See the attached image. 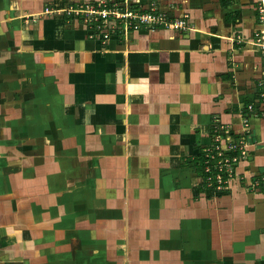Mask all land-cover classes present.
Returning <instances> with one entry per match:
<instances>
[{
  "label": "crops",
  "instance_id": "crops-1",
  "mask_svg": "<svg viewBox=\"0 0 264 264\" xmlns=\"http://www.w3.org/2000/svg\"><path fill=\"white\" fill-rule=\"evenodd\" d=\"M95 1L0 0V264H264V0L118 31L69 11ZM213 127L244 154L223 192Z\"/></svg>",
  "mask_w": 264,
  "mask_h": 264
},
{
  "label": "built area",
  "instance_id": "built-area-1",
  "mask_svg": "<svg viewBox=\"0 0 264 264\" xmlns=\"http://www.w3.org/2000/svg\"><path fill=\"white\" fill-rule=\"evenodd\" d=\"M156 6V2L152 0H96L95 2L86 3L75 8L70 7L69 11L74 15L82 17L90 26H95L99 30L110 29L118 31L121 28L126 30L129 28L136 29L138 27H144L149 30L158 27L182 29L186 26L185 20L182 17L178 20L174 19L168 21L165 17V13ZM45 11L52 12L51 9L49 10L48 8ZM103 36L107 38V32H104ZM256 41L264 54V30L256 36ZM248 107L250 108L251 106L249 105ZM220 139L216 137L213 142L216 149H234V146L228 143L222 147ZM236 160L237 157H233L231 161L230 159L218 161L216 167L217 171H224L230 176L232 164ZM216 179L219 182L217 188H220L221 176L217 175ZM254 186L264 191V173H260L257 176L254 181Z\"/></svg>",
  "mask_w": 264,
  "mask_h": 264
},
{
  "label": "trees",
  "instance_id": "trees-1",
  "mask_svg": "<svg viewBox=\"0 0 264 264\" xmlns=\"http://www.w3.org/2000/svg\"><path fill=\"white\" fill-rule=\"evenodd\" d=\"M215 128H210L209 135L212 139L217 134V131L214 130ZM220 131L218 130V133ZM231 133V132H230ZM235 139L239 136L237 134L231 133ZM240 150L236 149H229V150H219L216 149L214 145L208 144L198 153L197 156L194 157L192 163L194 165L195 171L202 178V182L199 187H211L215 190L219 186V182L216 179L217 175L221 176V185H225L227 174L224 171L218 172L216 167L218 161H223L225 159H231L239 155ZM264 173V171L262 172Z\"/></svg>",
  "mask_w": 264,
  "mask_h": 264
},
{
  "label": "rangeland",
  "instance_id": "rangeland-1",
  "mask_svg": "<svg viewBox=\"0 0 264 264\" xmlns=\"http://www.w3.org/2000/svg\"><path fill=\"white\" fill-rule=\"evenodd\" d=\"M153 2H156V4H157V8H160L159 6H161V3H163V1H161V0H152ZM166 1H168V0H166ZM160 2V3H159ZM161 10V9H160ZM159 11V10H158ZM162 12H164L163 10H161ZM168 13H170L169 12V10L167 11ZM167 12H164L165 13V17H166V19L168 20V21H170V20H174V19H176V20H178L179 18L178 17H175V16H170ZM180 16V15H179ZM168 29H172V28H168ZM225 133V134H224ZM229 133L227 132V131H225V130H223V133H221V135H222V137H223V135H224V138H227V139H229V136H226V135H228ZM219 133L217 132V134L214 136V140H215V138L216 137H218L219 139L221 138V136L219 135ZM230 140H232V137H230ZM239 158H242V157H244V154H242V152L240 151L239 152ZM236 165V164H235ZM234 164L232 165V167H231V171H233L234 172V169H235V166ZM233 166H234V169H233ZM228 172H229V170H228ZM233 172H231L230 174H233ZM256 180V178L254 179V180H252V183H251V186H254V181ZM217 191L218 190H221L222 192L225 190V185H220V188H217L216 189Z\"/></svg>",
  "mask_w": 264,
  "mask_h": 264
}]
</instances>
